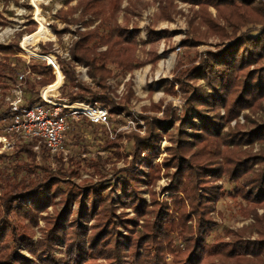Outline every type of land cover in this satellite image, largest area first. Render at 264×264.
I'll return each instance as SVG.
<instances>
[{
  "label": "rangeland",
  "instance_id": "rangeland-1",
  "mask_svg": "<svg viewBox=\"0 0 264 264\" xmlns=\"http://www.w3.org/2000/svg\"><path fill=\"white\" fill-rule=\"evenodd\" d=\"M254 1L257 7L262 8L264 15V0ZM87 2L88 0H0V45H17L13 48L16 56L3 51L0 52V61L8 55L18 65L19 73L26 75L23 84L25 98L30 97L28 91H33L34 98L40 96V93L46 98L57 92L59 102H68L67 99L61 98L62 91L66 89L62 88L65 83L64 76L59 66H50V57L65 64L71 63L77 83L110 98L109 107L105 106L110 112L108 127H94L83 117L74 118L73 129L67 137L68 154L53 156L47 153V158L44 159L42 150L39 153L34 151V170L31 172L25 167L23 170L17 166L28 162L25 154L19 152L25 143L8 136L0 123V175L7 174L11 177L9 182L0 181V198L4 193L13 191L17 185H20L19 189H23V185L34 184L35 176L40 179L43 177V182H51L50 189L46 192L51 203L44 212L38 214L37 221L17 214L11 216L14 224H10V227L15 229L17 239L21 241L19 255L27 261L34 258L24 246V240H30L38 246L46 241L49 225L51 227L67 207L65 193L69 191L79 195L71 204V215L65 228L69 229L70 225L76 228L82 224L88 228V236L91 235L90 227L96 220L86 222L81 219L79 213L80 202L84 201L87 206L91 202L85 200L81 194L92 188L103 189L102 197L108 193L112 196L108 203L114 202L117 215L125 212L129 218L134 216L131 209H123L118 204L119 196L123 194L117 181L132 167L131 153L135 144L130 140V136L146 138L150 128L147 121L152 118L155 119L153 127L159 125L156 130L162 136L157 144L158 154L149 160L143 155L133 170L147 173L148 162L158 168L159 179L155 185L148 190L146 185L141 184L139 189L148 203L151 201V193L155 194L158 203H171L172 194L164 192L170 183L165 176L164 162L172 156L171 150L176 147L175 141L179 135L178 130L182 129L188 98L197 89L206 88L203 79L193 73L187 76L188 72L201 67V64L210 58L212 60L214 55L220 54L237 40L245 36L258 37V31L264 27V16L263 25L256 22L246 23L239 17L230 19L232 10L217 8V1H201L197 4L185 0H113L112 4L110 1L109 4L114 7L112 9L115 12L114 27L118 28L119 36L127 40L125 37L128 33H133L131 50L128 49L129 53L126 54L131 58L129 62L120 61L122 66L107 62L104 67L110 72L104 79H100L103 86L99 87L98 80L89 76L87 66L71 61V48L75 42L81 40V34L102 24L99 17L95 18L87 11ZM235 3L240 7L242 0ZM242 14L246 19L254 16L246 11ZM105 16L111 18L107 13ZM99 33L104 37L108 34L104 29ZM99 44L92 42L89 47L99 46L97 53L108 50V45ZM127 47L123 44L122 47L119 46L123 49ZM97 53L87 56L96 61ZM33 60L40 68L38 72L42 70L43 65L53 69L52 74L56 76L57 81L53 86L38 85V74L32 73L34 70L28 67ZM16 85L17 83L6 94L0 89V114L8 112ZM221 114L224 115V111ZM245 117L252 121L264 122V111L256 114L250 110L243 111L236 120L225 126L224 132L241 131V125H247L250 129L252 123L246 122ZM185 131L187 135L194 132L191 128ZM107 142H114L115 145L106 148ZM241 149L252 155L264 153V145L259 143L250 147L244 145ZM46 170H50L49 179L45 177ZM217 184L223 187L224 196L214 203L210 214L214 227L208 242L213 243L217 238L226 241L261 239L258 234L264 230V204L254 208L250 214V211L245 209L247 202L235 197V192L239 189L238 183L223 177ZM179 196L180 201L185 199L184 194ZM124 201L127 200L124 198ZM187 211H190L188 206ZM169 243L175 252L185 247L178 233L171 234ZM67 252V245L62 239L55 245L53 255L58 259H65ZM172 260L173 255L168 254L166 261L171 263ZM254 261L258 262L257 259ZM87 262L91 261L87 259Z\"/></svg>",
  "mask_w": 264,
  "mask_h": 264
},
{
  "label": "trees",
  "instance_id": "trees-1",
  "mask_svg": "<svg viewBox=\"0 0 264 264\" xmlns=\"http://www.w3.org/2000/svg\"><path fill=\"white\" fill-rule=\"evenodd\" d=\"M112 1L88 0L87 11L91 12L95 18L99 17L102 24L82 33L81 40L75 42L71 48V61L87 66L89 76L98 80L99 87L103 86L100 84V79H104L110 72L106 66L104 67L107 62L121 65L120 61L125 63L131 58L126 54L132 46L133 33H128L125 37L127 40L119 36L118 28L114 27L115 12L112 9L114 7L110 5ZM185 1L192 4L201 1H217L215 4L217 8L232 10L230 19L239 17L246 23L256 22L263 25L262 8L257 7L254 0H242L240 7L235 3L237 0ZM244 10L253 13L254 16L250 19L244 18L242 14ZM106 13L111 16L110 19L105 16ZM102 29L107 30V37L99 33ZM258 33L259 36L256 38L245 36L237 40L220 54L214 55L212 60L210 58L209 61L201 64V67L188 72L187 76L193 73L203 79L206 88L197 89L188 98L182 129L178 130L179 135L175 141L176 147L171 150L172 156L164 162L165 176L170 180L164 192L172 194L171 203L168 201L158 203L154 193L150 194L151 201L148 203L139 189L141 184L146 185L148 190L155 185L159 179L158 168L148 162L146 163L149 166L147 173L133 170L143 155L149 160L158 154L157 144L162 136L156 130L159 125L153 127L155 119L152 118L148 120L149 122L147 121L150 128L146 138L130 136V140L132 139L135 144L131 153L133 158L130 166L132 167L117 181L119 190L123 194L119 196L118 204L123 209H131L134 213L133 217H127L125 212L117 215L114 202L108 203L112 196L108 193L102 197L103 189L92 188L81 194L85 200L91 202L88 206L84 201L80 202L79 213V216H82L81 219L86 222L91 219L96 220V223L90 227L91 235L88 236V228L82 224L77 225L76 228H73L74 225H70L69 229L65 228L71 215V204L79 195L69 191L65 193L67 207L55 223L51 227L49 225L46 241L38 246L30 240H24V246L34 258L32 261H27L19 255L21 241L17 239L16 231L10 227V224H14L11 216L15 214L37 221L38 214L44 212L51 203V199L46 196L51 182H43V177L40 179L35 176L34 184L23 185V189H19L20 185H17L13 191L1 195L0 264L264 263V230L258 234L262 237L261 239L226 241L217 238L213 243L208 242L214 227L210 214L214 203L224 196L223 187L217 184L223 177L239 184L235 197H240L247 202L245 209L249 210L250 214L254 208L264 204V153L252 155L241 149L244 145L250 147L255 143L264 145V122L252 121L249 117H245L246 122L252 123L250 129L247 125H241L243 128L241 131L224 132L225 126L236 120L243 111L250 110L253 114L264 111V27ZM92 42L108 45V50L97 53L99 46L89 47ZM122 44L128 47L119 48ZM16 46L0 45V52L4 51L11 56H16L13 49ZM95 53H97L96 61L90 60L87 55ZM50 58L52 66L54 68L59 66L64 76L65 83L62 88L66 89L62 91V100L67 99L70 104L108 106L110 98L107 95H99L91 88L77 83L71 63L65 64L53 57ZM35 62L33 60L28 67L34 70L32 73L38 74V85L53 86L57 82L56 76L52 74L53 69L43 65L42 70L38 72L40 68L35 65ZM19 72L18 65L11 57L6 55L2 58L0 89L5 94L18 83ZM28 92L30 97L26 100L29 104L41 100L40 96L33 97V91ZM56 94L57 92H54L53 95ZM46 99L62 103L51 97ZM222 111L224 115L221 114ZM7 115L8 112L1 113L0 121ZM187 128H191L194 132L187 135L185 131ZM114 145V142H107L106 148ZM41 150L46 159V154L49 153L48 148L43 145ZM19 152L25 154L28 162L17 164V166L23 170L26 168L30 172L34 170L33 145L25 143ZM49 174L50 170H46V179L50 178ZM10 179L11 177L7 174L0 175V181L9 182ZM56 188L58 189V185ZM180 194H184L183 201L179 199ZM124 198L127 201H124ZM187 206L190 209L189 212ZM172 233H178L185 243V247L179 252L173 251L169 243ZM62 239L67 245L68 252L65 259H58L53 255V250ZM168 254L173 255L171 263L166 261ZM87 259L91 262L88 263ZM255 259L258 262H255Z\"/></svg>",
  "mask_w": 264,
  "mask_h": 264
},
{
  "label": "built area",
  "instance_id": "built-area-1",
  "mask_svg": "<svg viewBox=\"0 0 264 264\" xmlns=\"http://www.w3.org/2000/svg\"><path fill=\"white\" fill-rule=\"evenodd\" d=\"M25 79L26 75L19 74L13 98L9 103L8 115L0 123L8 136L33 145L36 153L45 145L53 156L67 155V137L73 129L74 118L83 117L94 127L109 126L110 112L98 104H90L88 110L81 111L66 105L49 103L42 93L40 101L29 104L23 91ZM50 97L58 99L57 95ZM65 103L69 104L67 101Z\"/></svg>",
  "mask_w": 264,
  "mask_h": 264
},
{
  "label": "bare ground",
  "instance_id": "bare-ground-1",
  "mask_svg": "<svg viewBox=\"0 0 264 264\" xmlns=\"http://www.w3.org/2000/svg\"><path fill=\"white\" fill-rule=\"evenodd\" d=\"M42 59H44L43 57H40ZM51 66V65H50ZM44 98V97H43ZM46 101H48L49 103H52V104H58V105H66V106H69L70 108L72 109H78V110H81V111H86L89 109V105L85 106L83 104H79V103H74V104H66V103H58V102H55V101H52L50 99H46L44 98Z\"/></svg>",
  "mask_w": 264,
  "mask_h": 264
},
{
  "label": "water",
  "instance_id": "water-1",
  "mask_svg": "<svg viewBox=\"0 0 264 264\" xmlns=\"http://www.w3.org/2000/svg\"><path fill=\"white\" fill-rule=\"evenodd\" d=\"M51 67H53V66L51 65Z\"/></svg>",
  "mask_w": 264,
  "mask_h": 264
}]
</instances>
